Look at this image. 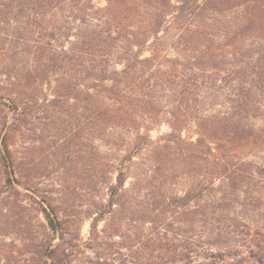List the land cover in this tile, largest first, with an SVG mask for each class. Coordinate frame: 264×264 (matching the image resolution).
Returning a JSON list of instances; mask_svg holds the SVG:
<instances>
[{
  "label": "trees",
  "instance_id": "trees-1",
  "mask_svg": "<svg viewBox=\"0 0 264 264\" xmlns=\"http://www.w3.org/2000/svg\"><path fill=\"white\" fill-rule=\"evenodd\" d=\"M42 1L47 8L61 6L67 10L64 29L76 31L72 36L64 34L69 46L62 48L63 64L66 69H77V88L72 90L66 86L70 89H66L64 98L77 99L81 94L82 100L91 99L98 139L106 143L112 139L114 143L118 138L115 146L120 149L123 146L118 141L122 144L124 140L120 135L115 137V132H138L145 122L155 123L164 114L168 117L170 133L163 142H153L148 135L137 133L133 153L147 146L149 168L145 177L137 184H130L127 190L123 189L130 172L126 163L133 162L132 155L111 166L115 183L108 182L110 177L107 174L106 178L101 159L96 157V167L102 172L96 174L95 181L106 186L108 200L103 211L91 220L90 227L95 228L98 219L113 214L114 205L125 204L123 210L128 211L129 220L152 219L149 211L137 212L126 199L137 187L143 191V197L160 193V202L170 199L168 208L173 205L180 211L187 206L176 214L189 217L192 233L199 222L196 219L203 218V227L211 232L240 235L256 249L253 258L264 262V227L251 228L237 219L224 222L219 217L224 210L220 201L226 200L223 196L226 188L233 195L230 201L234 203L238 199L236 185L254 180L264 183V166L256 165L250 173H245L238 166L250 163L240 160L232 165L231 150L230 154L224 152L226 146L230 149L236 142L247 139L246 121L258 117L264 107V0H178L176 4L172 0H107L102 10L90 4L86 6L85 1L90 0ZM211 4L230 8L213 10L209 7ZM227 12H231L230 16ZM71 18L80 25L72 24ZM225 89L231 112L208 114ZM191 122L199 134L195 141H186L180 133ZM145 129L148 131V127ZM0 159L6 186H12L15 182L13 160L4 142ZM177 160L200 171L201 179L188 187L183 196L173 194L169 198L161 191L163 185L174 180ZM221 180L224 182L215 184ZM204 199L206 204L202 206L199 202L203 203ZM246 199L249 204L261 200L256 191ZM9 206L0 201L2 209L10 210ZM42 214L45 228L52 236L58 235L62 244L53 245L52 237L43 244L38 243L39 263L64 264L58 253L65 257L67 246L62 247L66 245L63 236L71 226L69 219L60 220L51 208L42 210ZM157 219V223L164 221L163 217ZM0 229V236L5 237L19 232L21 227H14V223L6 220ZM189 242L183 250H175L172 256L175 262L189 263L200 249L194 238ZM209 245L213 244L206 243ZM248 248L250 251L251 247ZM231 249L233 255L243 257V246ZM204 252L210 257L213 255L211 248Z\"/></svg>",
  "mask_w": 264,
  "mask_h": 264
},
{
  "label": "rangeland",
  "instance_id": "rangeland-1",
  "mask_svg": "<svg viewBox=\"0 0 264 264\" xmlns=\"http://www.w3.org/2000/svg\"><path fill=\"white\" fill-rule=\"evenodd\" d=\"M89 4L102 10L108 1H85L86 6ZM209 7L230 8L218 4ZM64 11L67 10L61 6L47 8L42 0H0V157L4 142L11 152L15 178L12 186H6L0 159V201L9 203L11 208L0 207V228L6 220L14 223V227H21L19 232L0 236V263L40 264L36 252L38 243L43 244L52 237L53 245L62 244V239L52 236L44 226L42 210L51 208L60 220L67 218L71 225L63 236L66 245L62 247L67 246L65 257L58 253L64 264H264L253 258L256 249L240 235L211 232L203 227V218L196 219L199 222L192 233L189 217L176 214L187 206L180 211L173 205L168 208L170 199L160 202V193L143 197V191L137 187L134 191L139 193L131 192L126 199L137 212L149 211L150 220L155 223L138 217L129 220L124 204L114 205L113 214L98 219L95 228L90 227L91 220L103 211L108 200L106 186L96 184V174L106 171V178L107 174L110 177L108 182L115 183L111 166L132 155L133 162L126 163L130 172L123 189L137 184L149 168L147 146L133 153L137 133L148 135L153 142H163L170 128L164 114L155 123H143L138 132L117 131L115 137L120 135L124 140L122 144L118 141L123 146L120 149L115 146L118 138L114 144L112 139L106 143L95 136L91 99L82 100L81 94L77 99L64 98L66 89L77 88V69H66L62 61V48L69 46L64 34L76 33L64 29ZM226 14L230 16L231 12ZM88 16L92 17V13ZM75 18L70 22L80 25ZM78 89L84 88L78 86ZM227 93L226 89L222 91L208 114L231 112ZM245 131L247 139L236 142L230 149L226 146L224 152L231 150L232 165L240 160L249 162L248 166L238 168L250 173L254 166H264V107L258 117L246 121ZM198 134L194 122L180 133L186 141H195ZM96 157L101 159L102 171L96 167ZM174 164V180L163 185L161 191L169 198L173 194L183 196L188 187L201 179L200 171L188 168L183 161L177 160ZM235 188L238 199L234 203L230 201L233 195L225 189L223 196L227 201H220L224 210L219 217L224 222L237 219L251 228L264 227V183L254 180ZM254 191L261 200L249 204L247 195ZM199 203L203 206L206 199ZM162 217L164 221L157 223V218ZM190 238H194L200 249L189 263L175 262L173 253L183 250ZM206 243L213 245L206 246ZM175 245L180 248L176 249ZM238 245L243 246L242 258L232 254L231 248ZM208 248H211V257L204 252Z\"/></svg>",
  "mask_w": 264,
  "mask_h": 264
}]
</instances>
